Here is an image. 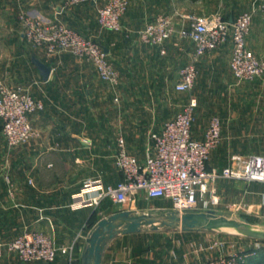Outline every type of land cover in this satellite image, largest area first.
Instances as JSON below:
<instances>
[{
    "label": "crops",
    "instance_id": "1",
    "mask_svg": "<svg viewBox=\"0 0 264 264\" xmlns=\"http://www.w3.org/2000/svg\"><path fill=\"white\" fill-rule=\"evenodd\" d=\"M65 1L0 0V85L26 89L45 106L31 116L39 136L24 146L23 166H16L14 155L10 167L9 154L8 167L0 166L1 174L10 180V184L0 180V240L37 230L46 233L58 249L52 263H25L7 254L0 264H96L91 241L101 221L123 211L152 217L169 213L171 201L147 200L142 193L138 200L117 208L104 201L97 208L73 210L70 203L83 176H105L104 183L111 185L122 180L119 171L115 179L107 178L115 171L118 136L125 139L127 151L142 161L153 136L179 111L175 108L172 114V99L161 96L175 90L179 69L192 55V44L183 40L177 46L173 40L162 56L156 46L140 42L139 32L145 24L166 14L177 30L187 29L191 15L211 17L227 7L226 1L213 5L210 0H131L122 18L123 30L114 32L97 23L102 0L69 8L63 7ZM59 11L65 24L104 46L120 72L118 87L103 83L90 61L66 52L50 56L25 40L23 13L52 17ZM234 11H226L229 21L241 13ZM247 44L264 58V12L254 15ZM231 50L228 43L199 59L195 87L180 105L190 97L197 100L192 125L196 140H203L213 116L221 119L222 142L210 155V171L232 165L234 155H264V87L259 88L257 81L236 83L229 69ZM40 65L48 69L47 77ZM2 142L0 127V159ZM213 188L218 204L210 208L219 218L237 216L264 226V182L218 178ZM211 198L209 192L205 200ZM203 204L199 201V206ZM216 231L147 226L132 234L118 231L101 241L100 264L204 263L209 256L200 252L194 240L200 242Z\"/></svg>",
    "mask_w": 264,
    "mask_h": 264
},
{
    "label": "built area",
    "instance_id": "2",
    "mask_svg": "<svg viewBox=\"0 0 264 264\" xmlns=\"http://www.w3.org/2000/svg\"><path fill=\"white\" fill-rule=\"evenodd\" d=\"M87 0H66L63 7L69 8ZM97 9V23L114 32L123 30L122 18L131 0H102ZM243 11L229 21L220 13L211 17L191 15L190 27L177 30L172 18L166 14L149 20L139 32L140 42L156 46L160 55L166 56L168 43L188 40L192 44V55L178 72L175 91L191 93L198 76L197 63L207 53L231 44L229 69L237 84L264 77V59L248 47L253 12ZM61 11L54 16L23 13L20 20L25 40L34 47L43 49L47 55L62 52L90 61L103 83L112 88L120 84V72L98 41L86 37L65 24ZM118 102V98L115 99ZM198 103L195 97L166 120L160 133L153 136V144L142 161L127 151L125 139L120 135L116 141L115 165L122 175L116 185L106 184L101 178L87 179L79 191L72 196L70 208H97L109 200L120 206L128 205L142 193L147 200L166 199L171 201L169 213L183 215L211 210L218 200L213 185L218 178L238 179L247 182H264V155L232 158V165L221 171H210L208 161L211 153L222 142V122L213 116L203 140L192 137L194 111ZM45 106L28 90L0 85V127L6 145L13 149L39 136L32 125L31 116L42 112ZM10 184L9 176L0 180ZM213 188V189H212ZM210 201L205 200L208 193ZM135 201V200H134ZM199 201H204L199 206ZM7 254L16 255L25 263H52L58 249L52 239L42 231H29L9 241L0 240V259ZM239 257L209 260L204 264H242Z\"/></svg>",
    "mask_w": 264,
    "mask_h": 264
},
{
    "label": "rangeland",
    "instance_id": "3",
    "mask_svg": "<svg viewBox=\"0 0 264 264\" xmlns=\"http://www.w3.org/2000/svg\"><path fill=\"white\" fill-rule=\"evenodd\" d=\"M205 2V0H200V2ZM222 1L225 4V1L227 2V7L226 10L223 9V11H218V13H220L225 19H227V12L230 9H233L236 11V13H239V11L243 12V11H251L254 8V6H256L254 12H253V18L254 15H258L259 13L264 12V0H210V4H217V3H222ZM254 4V6H253ZM212 6V5H211ZM223 6V5H222ZM224 7V6H223ZM227 11V12H226ZM234 11V12H235ZM216 13H211L210 15H215ZM226 14V15H225ZM198 16V15H197ZM228 20V19H227ZM253 22V21H252ZM255 53V52H254ZM256 54V53H255ZM257 55V54H256ZM258 56V55H257ZM259 57V56H258ZM261 59H264L262 57H260ZM264 77L263 78H258L256 80L250 81V82H245L246 84H251L257 81V83H259V88H263L264 87ZM244 84V83H242ZM187 93H179L176 92L173 89H170L169 92L167 94H163L161 96L162 100H167L168 98L172 99L171 101V106L169 107L172 110V114H174L175 112V108L176 109H180V105L182 103H184V96ZM178 104V107L175 106V104ZM37 138V137H36ZM36 138H33L31 141H34ZM30 141V142H31ZM30 142L20 145L17 148H9L7 145H5L3 142V144L6 146L4 149V145H1V159H0V166L2 167H8L7 164V154L10 155L11 159H10V164L9 166H13L12 165V156L15 155L16 158V166L20 167L23 166L22 164L24 163L23 158L21 157V155H25L24 154V146L28 145ZM255 155H259V154H255ZM235 156H241L242 158L244 157H248L250 155H234ZM233 158V157H232ZM115 161V160H114ZM117 167L115 165V171L114 174H112L111 176H108L107 178L109 179H115L117 177ZM96 178H105V176H101V175H87V176H83L82 177V182L86 181L87 179H96ZM102 179V180H103ZM134 200H138L134 199ZM133 200V201H134ZM109 201V200H106ZM112 202V201H110ZM113 203V202H112ZM113 205L117 208L120 205L113 203ZM214 207V206H213ZM225 218L227 220H233L237 223H242V220L237 217V216H225ZM250 222V221H249ZM250 224H252L250 222ZM253 226L261 229L264 231V226L262 225H254ZM24 233H21L20 235H22ZM19 235V236H20ZM204 237V236H203ZM194 243H197L199 245L198 249H200V252H204L207 254L208 259L204 262H208L209 260H213V259H219V258H231V257H239L241 259L242 264H260V262H256L258 259H264V241L263 240H257L254 239L252 237H250L246 231L240 230V229H232V230H223V229H219L216 232H214L213 234H211L210 236H206L205 238H202V241L199 242V240H194ZM261 264H264V260L261 261ZM204 263H200V264H204Z\"/></svg>",
    "mask_w": 264,
    "mask_h": 264
},
{
    "label": "water",
    "instance_id": "4",
    "mask_svg": "<svg viewBox=\"0 0 264 264\" xmlns=\"http://www.w3.org/2000/svg\"><path fill=\"white\" fill-rule=\"evenodd\" d=\"M39 69L45 77L48 76L49 71L47 68L40 65ZM143 226L151 227L153 230L181 227L185 231L194 229H207L209 231L240 229L246 231L250 237L264 241V231L251 225L247 220L242 219V223L225 220L219 218L216 212L212 210L183 215L168 213L159 217L135 216L131 215L130 212L123 211L114 215L110 220H103L98 224V229L93 234L91 241V252L95 255L96 264H100V244L106 235L114 237L115 232L118 231L123 234H132L140 232Z\"/></svg>",
    "mask_w": 264,
    "mask_h": 264
},
{
    "label": "trees",
    "instance_id": "5",
    "mask_svg": "<svg viewBox=\"0 0 264 264\" xmlns=\"http://www.w3.org/2000/svg\"><path fill=\"white\" fill-rule=\"evenodd\" d=\"M263 260L264 259L261 258V259H258L256 262H258V263L260 262V264H261L262 263L261 261H263Z\"/></svg>",
    "mask_w": 264,
    "mask_h": 264
},
{
    "label": "bare ground",
    "instance_id": "6",
    "mask_svg": "<svg viewBox=\"0 0 264 264\" xmlns=\"http://www.w3.org/2000/svg\"><path fill=\"white\" fill-rule=\"evenodd\" d=\"M229 230H232V229H229Z\"/></svg>",
    "mask_w": 264,
    "mask_h": 264
}]
</instances>
